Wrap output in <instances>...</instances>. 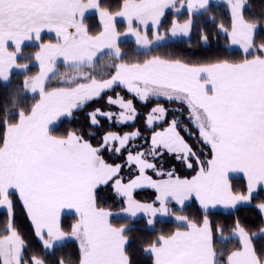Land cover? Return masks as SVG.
<instances>
[{
	"label": "snow or ice",
	"instance_id": "6c2138e0",
	"mask_svg": "<svg viewBox=\"0 0 264 264\" xmlns=\"http://www.w3.org/2000/svg\"><path fill=\"white\" fill-rule=\"evenodd\" d=\"M226 2L231 28L219 27L231 44L242 50V58L194 65L171 55L152 54V49L160 47L169 34L189 36L193 15L207 10L210 0H179V6L177 0H122L114 13L100 0L86 4L81 0H0V78L8 80L12 69L26 71L30 67L27 62H18L23 41L35 39L39 49L26 57L38 62L39 72L24 80V88L39 99L30 108L16 112L14 120L13 113L0 112V208L7 214L0 228V264H46L40 254L25 255L26 241L15 224L14 195L22 202L45 254L58 242L74 239L79 245L78 264H135L126 247L127 225L114 226L109 219L113 214L97 205L101 185L111 183L123 199L122 213L133 218L143 213L150 226L155 217L173 214L169 207L173 202L183 206L194 196L205 210L216 205L234 208L264 190V41L257 43L255 38L259 20L243 15L245 0ZM185 7L188 19L184 23L173 19L171 26L161 31L165 10L179 12ZM89 8L100 17L102 30L96 34H90L82 21ZM116 17L127 21L125 32L118 31ZM45 29L56 33V43L41 42ZM127 35L135 37L143 60L123 59L119 41ZM200 39L207 42L208 37L202 32ZM105 50L107 67L113 71L98 79L96 62ZM60 61L71 71L59 73ZM58 75L61 86L49 88L48 81ZM116 86L141 102L164 98L185 107L199 141L211 150L210 159H201L181 136L180 120L175 118L162 131H152L146 147H129L140 137L138 130L123 135L108 131L96 146L83 131L55 133L57 120L72 118L76 110ZM107 104L120 111L96 108L88 113L90 126L99 125L100 118L126 124L138 114L133 101L119 93L108 96ZM167 113L157 103L147 116L148 127L165 120ZM104 151L116 159L109 162ZM165 155L173 156L195 174L181 178L174 170L163 171L157 161ZM125 165L136 173L127 182L121 175ZM148 170L159 179L148 175ZM233 172L243 174L246 190H233L229 183V173ZM140 187L155 190L152 203L133 198V190ZM257 207L264 212V203ZM65 208L74 209L77 217L68 231L60 222ZM175 220L179 222L176 231L160 234L142 249L151 257V264H264V246L258 252L254 237L239 221L232 232L239 236L240 246L225 259L223 252L217 253L213 238L214 231L222 233L223 229H213L207 215L201 222L184 215H176ZM57 264L65 262L61 259Z\"/></svg>",
	"mask_w": 264,
	"mask_h": 264
},
{
	"label": "trees",
	"instance_id": "16d2710c",
	"mask_svg": "<svg viewBox=\"0 0 264 264\" xmlns=\"http://www.w3.org/2000/svg\"><path fill=\"white\" fill-rule=\"evenodd\" d=\"M121 2L122 0H100L101 5L108 7L113 13L119 10ZM226 3V0L222 2L218 1L217 3L211 2L207 10H201L193 15L194 33L192 36L186 40L182 39L162 43L160 47L152 49V54L171 55L173 58H179L194 65L213 63L218 59H227L230 61L241 59L243 56L242 50L239 48H232L231 42L219 27V25L223 24L225 28L229 30L231 28L232 22ZM243 15L246 19L259 20V27L256 30L255 38L257 43L264 41V19H259L264 16V0H245ZM187 16V13L185 15L184 12L177 14L175 9L167 11L162 19L161 30L165 31L168 29L173 19L183 22ZM99 19L100 17L97 14L86 17L83 23L88 28L90 34H96L100 31V26L97 23ZM123 25L122 22L116 24L118 31L124 30ZM202 32L207 35V42L200 39ZM56 41L57 39L51 37V35H41V42L43 43H55ZM119 45L122 52L125 54L123 59L126 62H135L145 58L143 52L136 50L132 42L124 40L119 42ZM37 50V41L34 44L23 45L22 54L19 55L18 62H27L30 64V67L26 71L15 70L11 72L7 82H3L0 79V112L6 110L13 113V120L16 118L14 115L16 112L22 108H30L31 105L38 100L37 96L30 94L29 91L24 88L25 78L34 76L38 73L39 68L33 63L34 59L26 60V57L33 56ZM99 60L102 61V68H106V73L113 71L107 67L109 63L108 56H103ZM99 63L100 62L97 64ZM64 68V66L57 64L58 72L60 69ZM48 83L52 84V87L61 86L58 85L57 82L53 84L52 80H50V82L48 81ZM49 88H51V86ZM117 93L125 100L133 101V106L138 113L136 118L126 124H117L115 119L109 121L107 118H100L99 125L90 126L88 113L92 110L101 108L102 110L112 111L113 113H118L120 111L117 106L107 104V97H115ZM157 103L162 104L168 110V113L165 120L158 121L156 125L149 128L146 123L147 116ZM187 114L186 108L177 102L170 103L161 98H159V100H157V98H150L148 102H141L125 89L116 86L114 90L107 91L102 98L89 102L84 108L76 110L72 118L66 117L61 119L53 128L56 134H62L68 130L83 131L85 138L89 139L94 146L101 142L102 136L108 131L123 135L124 133H131L138 130L140 132V137L137 140L131 141L129 147L132 145H144L146 147L150 145L152 131H162L163 128L168 126V122L175 118L180 120L178 131H180L181 136L201 154V159H210V148L204 146L202 142L199 141L198 131L189 120ZM103 155L109 162L116 159L114 155L107 151H104ZM117 162L122 161L117 159ZM157 163L163 171L167 172L174 170L175 175L181 178H191V176L195 174L192 170L187 169L180 161L175 160V158L170 155H165V157L158 160ZM135 174V170H130L127 165H125L121 173L124 182H127L128 179ZM147 174L152 176L153 179H159L151 170H148ZM229 180L234 191L239 192L246 190L244 180L240 178H229ZM152 196L153 194L147 189L141 188L133 193V198L140 203L149 202ZM12 199L15 206V224L26 241V256H30L33 253L40 254L44 257L46 264H57L61 259L64 260L65 264H78L79 246L74 241L69 240L60 245H56L54 250H50L48 254H45L40 241L34 234V230L18 196L14 195ZM261 203H264V193L262 190L253 194L249 205L239 206L230 212H221L218 210L204 212L200 210L194 202H189L181 208L170 204L169 207L174 209L173 214L155 218L154 224L150 226L147 224L146 218L138 217L130 219L122 213L121 209L124 206L123 199L115 193L111 183L108 185H101L100 188L97 189V205L113 214L109 218L110 222L117 227L122 224L127 225L128 231L126 234L129 236V242L126 247L127 250L133 254L135 264H151V257L144 253L142 249L149 242L155 240L160 234H169L176 231L179 223L172 219V217L176 215L187 216L194 222H201L204 216L207 215L213 229L222 228V233L214 231L213 238L217 253L223 252L225 254V259L228 253L238 248L236 237L232 232L237 221L246 229L250 236L254 237L253 243L256 250L259 252L262 250V246H264V236L260 234L264 226V215L257 207V205ZM76 219V215L67 214L61 217L60 222L64 230L68 231L70 230V226L75 223ZM6 220V210H1L0 228H3ZM225 237L227 239H224Z\"/></svg>",
	"mask_w": 264,
	"mask_h": 264
},
{
	"label": "rangeland",
	"instance_id": "374dc122",
	"mask_svg": "<svg viewBox=\"0 0 264 264\" xmlns=\"http://www.w3.org/2000/svg\"><path fill=\"white\" fill-rule=\"evenodd\" d=\"M222 2L223 0H210V4H211V2H214V3H217V2ZM81 2L82 3H88V0H81ZM227 4V3H226ZM177 6H179V0H177ZM172 8H168V9H166L165 10V13L167 12V11H169V10H171ZM228 10H229V12H230V9H229V7H228ZM182 12H184V14L186 15V13H187V15H188V12H187V9H186V7L185 8H182L179 12H176L177 14H179V13H182ZM92 14H97V15H99L98 14V12L95 10V9H91V8H89V9H86L85 10V12H84V16H83V18H82V21L84 22L85 20H86V17H88V16H90V15H92ZM196 14V13H195ZM230 17H231V13H230ZM78 19H79V17H78ZM161 19H163V17L161 18ZM188 19V16H187V18L185 19V21ZM185 21H183V22H179V23H184ZM120 22H122L124 25V30L123 31H120V32H125L126 30H127V21L124 19V18H122V17H116L115 18V23L116 24H119ZM232 22V21H231ZM98 23V25L100 26V31L102 30V25H101V23H100V19H99V21L97 22ZM134 27L136 26L135 24L133 25ZM141 30L143 31V26H141ZM162 31V30H161ZM194 33V31H193V25H192V28H191V31H190V35L189 36H187V37H185V36H178V37H172L170 34L168 35V36H166L165 37V40L164 41H162L161 42V44L162 43H165V42H171V41H177V40H186V39H188L190 36H192V34ZM42 34H45V35H47V36H49V35H51V37H53V38H56L57 39V37H56V33L54 32V31H48L47 29H45V30H43L42 31V33H41V35ZM52 34H53V36H52ZM149 36H151V32H150V26H149ZM124 40H128L129 42H132L133 43V46H134V48L136 49V50H139V49H137V46H136V44H135V37L134 36H131V35H127V36H121L120 37V41L119 42H121V41H124ZM36 42V40L35 39H33V40H26V41H23V43H22V46L23 45H25V44H34ZM57 42V41H56ZM55 42V43H56ZM13 45H9V51H12L13 50ZM231 47L232 48H236V47H239L238 45H232L231 44ZM241 50V49H240ZM38 51V50H37ZM140 51H142V50H140ZM107 50H105V55H103V56H107ZM102 56V57H103ZM102 57H100V58H102ZM99 58V59H100ZM97 60V62L96 63H98V62H100L99 64H97V67H96V69H95V74L97 75V78L99 79V78H106V76H104V74L106 73V68H102V64H101V62L102 61H100V60ZM33 63L35 64V60H33ZM60 64L61 63H63L62 61H60L59 62ZM37 66V65H36ZM62 66H64V65H62ZM13 70H20V69H12L11 70V72H13ZM58 70V69H57ZM71 70H69V69H66V68H64V69H60V71H59V73H64V72H70ZM10 72V73H11ZM1 79V81H3V82H7V80H3L2 78H0ZM59 80V75L55 78V79H52V83L53 84H56V82ZM49 82H50V80H49ZM52 87V84H49L48 83V87ZM118 87H120V86H118ZM120 88H122V87H120ZM122 89H124V88H122ZM126 90V89H125ZM27 91H29V93L30 94H32V95H34V96H37L38 98H39V96L38 95H35V94H33L30 90H27ZM127 91V90H126ZM132 95V94H131ZM154 98V97H153ZM161 99H164V98H161ZM166 100V99H165ZM187 116H188V114H187ZM63 118H66V117H61L59 120H57L54 124H53V127L61 120V119H63ZM235 178V177H234ZM241 179V178H240ZM243 180V179H242ZM229 183H230V180H229ZM230 185H231V183H230ZM141 189H147L149 192H151L152 194H153V196L152 197H150V201L149 202H147V203H152L154 200H155V196H156V192H155V190L154 189H152V188H150V187H140ZM140 188H136V189H134L133 190V193H134V191H136V190H138V189H140ZM189 202H194L197 206H198V208L199 209H201V210H205V209H203L201 206H200V204H199V202L195 199V197L193 196V197H191V198H189L188 200H186L185 201V203H184V205L185 204H187V203H189ZM250 204V202H245V203H241V204H238L237 206H235L234 208H231V207H224L223 205H216V206H210L208 209H210V210H218V211H221V212H230V211H232V210H234L235 208H237V207H239V206H246V205H249ZM171 205L172 206H175V207H178V208H181L182 206H180V205H177V204H175V202H173V203H171ZM183 205V206H184ZM158 206V205H157ZM207 210V209H206ZM124 215L126 216V217H128V218H130V219H135V218H138V217H143V218H146L147 219V217H145L144 215H143V213H138L137 214V216L136 217H129L127 214H125L124 213ZM263 215H264V212H263ZM160 217H163V216H157V217H155V218H160ZM154 218V219H155ZM172 219H174L175 220V216H173L172 217ZM176 221V220H175ZM30 222V221H29ZM177 222V221H176ZM177 223H179V222H177ZM262 229H264V226H263V228ZM34 230V229H33ZM262 235V234H261ZM235 237H236V235H234ZM236 240H237V243H238V247L240 246V240L238 239V237H236Z\"/></svg>",
	"mask_w": 264,
	"mask_h": 264
},
{
	"label": "crops",
	"instance_id": "0c3cea01",
	"mask_svg": "<svg viewBox=\"0 0 264 264\" xmlns=\"http://www.w3.org/2000/svg\"><path fill=\"white\" fill-rule=\"evenodd\" d=\"M52 36H53V34H52ZM236 48H239V47H236ZM240 49V48H239ZM39 50V49H38ZM35 64L37 65V67L39 68V64H38V62L37 61H35ZM58 64H60V63H58ZM60 65H63V63H61ZM13 71H15V70H13ZM38 72H39V70H38ZM39 99V98H38ZM241 178V179H243L244 181H245V184L247 183L246 182V179L244 178V176H243V174L242 173H238V172H233V173H229V178ZM263 191V193H264V190H262ZM22 203V202H21ZM0 210H6V209H4V208H0ZM201 210V209H200ZM202 211H204V212H206V211H210V209H207V210H202ZM69 215V214H72V215H76L75 214V210L74 209H67V208H65V209H62L61 210V215H60V220H61V217L63 216V215ZM30 224H31V222H30ZM32 226V225H31ZM33 228V227H32ZM263 236H264V234H262ZM236 237H238V239H239V236L238 235H236ZM240 240V239H239ZM66 241H69V240H65V241H61V242H58L57 243V245H60V244H62V243H64V242H66ZM70 241H74L77 245H78V242L77 241H75L74 239H72V240H70ZM41 243V242H40ZM79 246V245H78Z\"/></svg>",
	"mask_w": 264,
	"mask_h": 264
}]
</instances>
